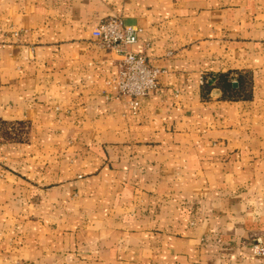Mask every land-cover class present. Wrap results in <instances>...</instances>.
Here are the masks:
<instances>
[{
	"label": "crops",
	"instance_id": "obj_1",
	"mask_svg": "<svg viewBox=\"0 0 264 264\" xmlns=\"http://www.w3.org/2000/svg\"><path fill=\"white\" fill-rule=\"evenodd\" d=\"M115 15L165 70L136 114ZM0 121V264H264V0H0Z\"/></svg>",
	"mask_w": 264,
	"mask_h": 264
},
{
	"label": "built area",
	"instance_id": "obj_2",
	"mask_svg": "<svg viewBox=\"0 0 264 264\" xmlns=\"http://www.w3.org/2000/svg\"><path fill=\"white\" fill-rule=\"evenodd\" d=\"M142 29L125 23L120 16L103 19L93 30V36L110 52L120 55L117 72L107 79L111 99H127L134 114L142 99L160 87V75L165 70L155 65L145 53L134 52L131 46L139 39ZM255 251L264 254V246L255 245Z\"/></svg>",
	"mask_w": 264,
	"mask_h": 264
},
{
	"label": "rangeland",
	"instance_id": "obj_3",
	"mask_svg": "<svg viewBox=\"0 0 264 264\" xmlns=\"http://www.w3.org/2000/svg\"><path fill=\"white\" fill-rule=\"evenodd\" d=\"M29 125L27 123H5L0 121V139L28 140Z\"/></svg>",
	"mask_w": 264,
	"mask_h": 264
},
{
	"label": "trees",
	"instance_id": "obj_4",
	"mask_svg": "<svg viewBox=\"0 0 264 264\" xmlns=\"http://www.w3.org/2000/svg\"><path fill=\"white\" fill-rule=\"evenodd\" d=\"M228 85H230L231 86V84L228 82Z\"/></svg>",
	"mask_w": 264,
	"mask_h": 264
}]
</instances>
